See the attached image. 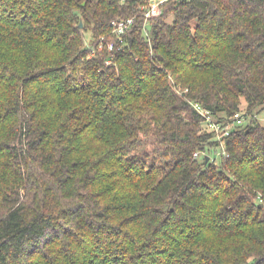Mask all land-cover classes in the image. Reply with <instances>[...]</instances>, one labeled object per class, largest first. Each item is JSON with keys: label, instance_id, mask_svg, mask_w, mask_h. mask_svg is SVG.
<instances>
[{"label": "trees", "instance_id": "16d2710c", "mask_svg": "<svg viewBox=\"0 0 264 264\" xmlns=\"http://www.w3.org/2000/svg\"><path fill=\"white\" fill-rule=\"evenodd\" d=\"M147 3L0 0V264H264V0Z\"/></svg>", "mask_w": 264, "mask_h": 264}, {"label": "built area", "instance_id": "2783aa9c", "mask_svg": "<svg viewBox=\"0 0 264 264\" xmlns=\"http://www.w3.org/2000/svg\"><path fill=\"white\" fill-rule=\"evenodd\" d=\"M166 0H148V3L142 7L144 10V15L146 17V23L149 19L159 16L162 13L161 4ZM134 24V18H127V19H116L112 22L113 31L114 33L121 37L129 28ZM104 44V40L101 41L100 46ZM114 43H109V48H113ZM198 111L202 114L203 118L205 119L206 126L208 129L215 133L216 138L221 140L222 148L220 152L222 155H226V150L224 146L223 139L226 136H229L234 128L241 126L245 123V115L241 112H238L234 115V119L232 121H217L211 114L210 111L203 109L200 105H196ZM200 153H195L194 157L199 158ZM217 162L216 160H213Z\"/></svg>", "mask_w": 264, "mask_h": 264}, {"label": "rangeland", "instance_id": "374dc122", "mask_svg": "<svg viewBox=\"0 0 264 264\" xmlns=\"http://www.w3.org/2000/svg\"><path fill=\"white\" fill-rule=\"evenodd\" d=\"M167 20L169 21V22H171L172 21V17L171 16H168V18H167ZM85 39H86V41H88L89 39H93V37H92V35H91V33L90 32H86L85 33ZM246 107V104H245V102H242V104H241V109H243L244 110V108ZM258 119H259V121H260V123L262 124V125H264V110L258 115ZM218 151H220V149H218L217 150V153L215 154L214 153V156L217 158V163L219 162V160H220V155L222 154L221 152L219 153Z\"/></svg>", "mask_w": 264, "mask_h": 264}, {"label": "water", "instance_id": "95a60500", "mask_svg": "<svg viewBox=\"0 0 264 264\" xmlns=\"http://www.w3.org/2000/svg\"><path fill=\"white\" fill-rule=\"evenodd\" d=\"M83 26V24H82V22L80 23V27H82ZM208 161H209V156H207L206 157V163H208Z\"/></svg>", "mask_w": 264, "mask_h": 264}]
</instances>
